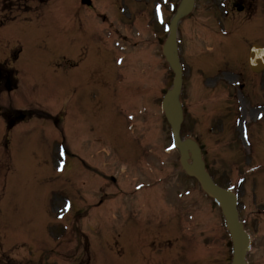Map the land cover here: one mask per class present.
I'll return each instance as SVG.
<instances>
[{"label": "rangeland", "instance_id": "374dc122", "mask_svg": "<svg viewBox=\"0 0 264 264\" xmlns=\"http://www.w3.org/2000/svg\"><path fill=\"white\" fill-rule=\"evenodd\" d=\"M91 1L92 8L82 7L77 18L79 0H49L37 11L17 14L0 25V62L16 69L18 81L12 92L0 85V115L4 113L8 125L17 124L7 130L0 118V264H60L62 259V264H139L142 244L138 237L148 232L158 236L159 230H145L146 225L156 224L162 233L166 234V228L172 231L167 234L172 246H189L184 257H195L193 264H230L231 247L219 210L182 171L159 104L172 80L161 49L179 0ZM241 5L244 8L239 12L237 6ZM153 9H160L165 23L155 24ZM11 16L0 13L3 20ZM123 28H127L126 39L117 31L124 33ZM253 28H258V40L252 35ZM179 30V56L185 72L180 96L186 112L183 135L196 137L216 181L240 195L238 211L252 239L247 261L264 264V118L256 122V129L242 122H254L248 109L264 106V92H247L246 97L245 84L252 91L256 83L245 79L250 73L245 54L239 52L240 45L246 50L256 41L264 43V0H196L193 12L181 19ZM132 40H143L142 52L132 59H138L134 70L141 74L136 77L147 88L138 101L152 114L142 128L143 135L159 127L160 148L153 160L146 159L153 168L149 175L148 166L140 168L144 138L119 128H129L122 113H128L130 107L123 105L126 112L118 107L116 120L108 109L112 106L108 90L123 78L112 65L125 56L119 67L123 70L130 61L120 41L127 46ZM204 74L219 78L217 86L229 88L235 95L236 102L226 103L229 110L236 103L241 107L238 112L231 109L225 122L215 117L223 109L213 96L201 99L191 93L212 86ZM256 78L260 85L264 83V74ZM241 87L248 109L238 98ZM259 87L264 90V84ZM26 113L44 115V119L33 116L18 123L20 114ZM135 131L139 135L140 130ZM146 144L151 146L150 140ZM57 146L65 147L68 155L63 172L55 169L60 159ZM101 146L111 151V162L125 165L130 180L134 179L132 186L126 183L128 177L118 180L115 201L120 204L115 203L113 210L109 208L111 196L108 203L89 209V198L97 202L101 196V192L95 193L98 181L92 176L96 161L107 160L104 154L98 155ZM154 146L158 147L157 142ZM153 180H158L156 186L146 188ZM137 183L143 188L133 195ZM111 187L116 190V185ZM149 191L158 200L146 195L147 210L140 212L138 195ZM256 193L263 196L261 202L254 198ZM65 201L71 203L70 211L62 208ZM114 210L118 211L115 217ZM181 231L188 233L187 238H180ZM163 236L160 234L162 242L166 240ZM159 250L163 256L174 252L170 246ZM160 262L170 264V259L163 257Z\"/></svg>", "mask_w": 264, "mask_h": 264}, {"label": "water", "instance_id": "95a60500", "mask_svg": "<svg viewBox=\"0 0 264 264\" xmlns=\"http://www.w3.org/2000/svg\"><path fill=\"white\" fill-rule=\"evenodd\" d=\"M191 5L192 0H183L182 5L178 9L177 14L171 22L170 35L163 49V53L168 57L169 64L175 73L173 88L166 94L163 100V109L171 126L175 142L182 149L180 157L181 165L189 175L194 176L199 181L205 192H207L210 196L218 201L222 209L233 245L232 264H246L244 258L245 253L248 250L249 239L243 232L242 226L237 220V213L235 210V196L228 190L221 189L212 182V180L204 170V164L201 160L197 145L191 140L180 141L177 136L179 123L181 120V113L178 103L173 99V97L176 96L179 92L180 88V68L175 54L176 21L181 14L185 13L191 7ZM261 61L264 62L262 53L260 49L254 47L251 50L250 54V66L252 70H256V65H262ZM188 150L191 153V164L187 163Z\"/></svg>", "mask_w": 264, "mask_h": 264}]
</instances>
